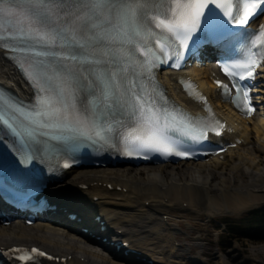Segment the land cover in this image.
Masks as SVG:
<instances>
[{
    "label": "snow or ice",
    "instance_id": "obj_1",
    "mask_svg": "<svg viewBox=\"0 0 264 264\" xmlns=\"http://www.w3.org/2000/svg\"><path fill=\"white\" fill-rule=\"evenodd\" d=\"M260 14L264 0H0V50L10 54L33 89V107L24 111L10 95H0V122L19 129L16 154L25 164L35 159L25 141L63 134L108 144L116 133L125 156L188 157L182 149L189 142L206 140L209 130L221 133L161 104L150 87L152 69L161 57L182 59L190 43L227 46L236 35L233 28L250 27ZM261 63L264 24L248 32L243 58L223 71L252 79ZM248 96L237 88L236 106L250 114ZM117 109L131 125L112 118ZM54 130L61 135L53 136ZM32 253L47 255L33 248L20 259L33 260Z\"/></svg>",
    "mask_w": 264,
    "mask_h": 264
},
{
    "label": "bare ground",
    "instance_id": "obj_2",
    "mask_svg": "<svg viewBox=\"0 0 264 264\" xmlns=\"http://www.w3.org/2000/svg\"><path fill=\"white\" fill-rule=\"evenodd\" d=\"M3 53L0 50V81L6 82L8 86L15 84L22 97H29L32 94L30 87L4 61ZM190 71L215 103L217 110L232 122L229 143L234 142L236 136L243 138V142L224 151L223 158L216 156L205 161L186 160L136 168L106 165L71 170L50 184L47 190L51 199L60 207L58 213L44 216L31 225L25 224L20 217H15L7 224L1 221L0 247L13 244L38 245L56 255L70 256L65 264H210L211 260L204 263L200 258L209 255L205 250L201 254L186 256L193 248L176 244V224L171 218L165 220L163 211L173 207L180 211L213 216L241 212L264 201V169H261L264 165V79L261 78L255 89L260 93V100H257L261 104L260 111L252 117L244 118L228 103H222L214 91L213 78L217 72L214 63L192 67ZM178 75L176 72L172 75L165 73L163 77L170 93L183 99L176 83ZM248 143L251 145L248 146ZM240 150H247L253 161L258 158L260 167L254 164L255 161L253 163L248 162V158L243 159ZM186 166L187 169L182 168ZM228 168L239 174L245 171L246 177L236 183L227 181L223 175ZM132 169L142 170L133 174ZM249 169L252 170L250 173ZM196 171L201 173L200 177ZM217 172L221 177L215 176ZM210 175L217 179H209ZM111 185L112 189L109 187ZM61 206L73 211L79 208L84 216L83 226L66 218ZM99 214L102 215L101 219H106L105 230L100 225L96 226L93 220V216ZM85 225L95 227L92 230L99 235L84 232L82 227ZM98 236L106 237L109 241H128L130 247L137 248L142 255L138 259L133 255L125 256ZM260 251L263 253V248H256L252 253L256 255ZM248 260L250 262L255 259L251 256ZM248 260L241 264L248 263ZM216 264L228 262L223 255Z\"/></svg>",
    "mask_w": 264,
    "mask_h": 264
},
{
    "label": "rangeland",
    "instance_id": "obj_3",
    "mask_svg": "<svg viewBox=\"0 0 264 264\" xmlns=\"http://www.w3.org/2000/svg\"><path fill=\"white\" fill-rule=\"evenodd\" d=\"M9 65L12 66L11 64ZM247 145L250 146L251 143H248ZM243 151L245 150H242L240 152L243 153V159L248 158L247 161H251L253 163L255 161L254 164L260 167L261 162L258 161V158L253 161L251 160L252 156L250 157L251 154H248L247 150L245 152ZM123 165L135 168L148 166H132L128 164ZM262 167L261 169H264V165H262ZM182 168L187 169L188 166ZM141 170L142 169H132L131 171H133V174H138ZM228 170L229 168L223 175V178L227 181H232V183L240 182L243 178L246 177L245 171L244 174H239L236 172L234 173L233 170ZM250 171L252 170L249 169L248 172L250 173ZM196 173L197 176L200 177L201 173L197 171ZM215 176L221 177L219 175V172L215 173ZM209 177V179H212L213 175H210ZM213 179L217 178L215 177ZM260 197L262 198L263 195H260ZM261 205H264V201L260 202L254 207L243 210L241 212L233 211L231 213L213 216H207L203 213L201 214L194 211H180L176 208L170 207L168 210L163 211V218L165 220L171 218L176 224V244H183L184 248H193L191 252L190 250L187 252V257L201 254V252L205 250L209 255L200 256L204 263L207 262V260H211L210 264H216L219 257L224 255L228 264H241V262L246 259L248 260L251 256L254 257L255 260H250V262L248 260V263L243 264H264V252L261 253L260 251L259 254L256 255L252 253L256 248H263L264 250V229L255 232L254 230L250 229V225H244L242 220V217L248 211ZM238 230L240 232H237ZM119 263L121 264V262Z\"/></svg>",
    "mask_w": 264,
    "mask_h": 264
},
{
    "label": "trees",
    "instance_id": "obj_4",
    "mask_svg": "<svg viewBox=\"0 0 264 264\" xmlns=\"http://www.w3.org/2000/svg\"><path fill=\"white\" fill-rule=\"evenodd\" d=\"M244 225H250L255 232L264 229V205L251 209L242 217ZM237 232H240L239 230Z\"/></svg>",
    "mask_w": 264,
    "mask_h": 264
}]
</instances>
